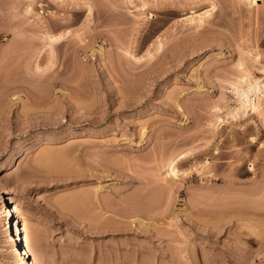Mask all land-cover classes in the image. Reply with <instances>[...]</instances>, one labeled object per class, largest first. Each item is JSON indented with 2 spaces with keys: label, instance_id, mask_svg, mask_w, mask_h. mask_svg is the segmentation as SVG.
Listing matches in <instances>:
<instances>
[{
  "label": "rangeland",
  "instance_id": "rangeland-1",
  "mask_svg": "<svg viewBox=\"0 0 264 264\" xmlns=\"http://www.w3.org/2000/svg\"><path fill=\"white\" fill-rule=\"evenodd\" d=\"M256 3L0 0V264H264Z\"/></svg>",
  "mask_w": 264,
  "mask_h": 264
},
{
  "label": "bare ground",
  "instance_id": "bare-ground-1",
  "mask_svg": "<svg viewBox=\"0 0 264 264\" xmlns=\"http://www.w3.org/2000/svg\"><path fill=\"white\" fill-rule=\"evenodd\" d=\"M248 4L251 6L257 5L256 0H247ZM89 5V4H88ZM91 5V4H90ZM87 6V5H86ZM213 7V5H210ZM89 7V6H88ZM91 7V6H90ZM28 8V7H27ZM31 8V7H30ZM88 9V8H86ZM90 9V8H89ZM28 10V9H26ZM30 11V9H29ZM209 10L204 11L202 14H197V15H191L188 18L189 21L193 20H201L204 16L209 14ZM29 13V12H27ZM37 20V19H36ZM54 21V20H53ZM40 23V22H39ZM55 23V22H54ZM50 24V22H49ZM40 27V26H39ZM43 27V26H42ZM41 28V27H40ZM44 29V28H43ZM42 29V30H43ZM68 31V30H67ZM66 34V33H65ZM70 34V33H69ZM43 37V36H42ZM62 38V35H53L52 33H48L47 31L45 32V39L48 41L47 46H51L54 43H58ZM63 39V38H62ZM61 41V40H60ZM55 46V45H54ZM251 50V49H250ZM237 67L242 69V63L238 62ZM264 67V66H263ZM229 86L231 87V91L233 94L237 97L239 100V105L237 109H242L241 112L247 113L248 111L254 112L259 109V106L264 103V77L262 80H259V78L252 77L250 76L245 70H241L239 75L236 77L235 80L229 81L228 82ZM232 111V110H231ZM227 114V113H226ZM233 115V114H232ZM234 117V116H233ZM219 120V119H218ZM263 121V120H262ZM222 123V122H221ZM219 125V122L216 123V126ZM43 158V157H42ZM41 160V159H40ZM174 160V159H173ZM51 164V163H49ZM54 166V165H53ZM177 166V165H176ZM169 171L173 174H175V165L174 162L171 159V162L169 164ZM4 191V190H3ZM2 191V192H3ZM5 196V195H4ZM8 198V197H7ZM7 201V200H6ZM92 201V200H91ZM66 203V202H65ZM9 204V203H7ZM3 205V204H2ZM12 205V204H11ZM2 207V206H1ZM13 210V209H12ZM2 212V210L0 211ZM4 216H6L7 219L11 218V210L9 207L5 206L4 207ZM4 221V220H3ZM7 222V221H6ZM13 224V223H12ZM14 234L11 236L12 238V246H13V251L17 257L18 264H28L25 258V254H27V251L24 249L23 252H21V249L18 245V243H21L23 241L22 238V229H20L19 225L17 223H14L13 225ZM31 231V230H30ZM33 232V231H32ZM31 232V233H32ZM11 234V233H10ZM28 238L26 237L25 239L29 242V240H32L36 235H29L27 234ZM32 237V239H30ZM25 241V240H24ZM18 242V243H17ZM32 244V243H31ZM22 246V245H21ZM24 246V245H23ZM22 246V247H23ZM30 247V246H29ZM35 247V244H34ZM37 249V248H36ZM39 249V248H38ZM39 252V251H38ZM11 253V252H10ZM41 256V255H40Z\"/></svg>",
  "mask_w": 264,
  "mask_h": 264
}]
</instances>
